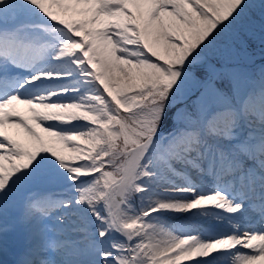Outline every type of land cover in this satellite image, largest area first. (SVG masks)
I'll return each mask as SVG.
<instances>
[{
  "label": "snow or ice",
  "instance_id": "6c2138e0",
  "mask_svg": "<svg viewBox=\"0 0 264 264\" xmlns=\"http://www.w3.org/2000/svg\"><path fill=\"white\" fill-rule=\"evenodd\" d=\"M13 234L16 264H264V0H0Z\"/></svg>",
  "mask_w": 264,
  "mask_h": 264
},
{
  "label": "rangeland",
  "instance_id": "374dc122",
  "mask_svg": "<svg viewBox=\"0 0 264 264\" xmlns=\"http://www.w3.org/2000/svg\"><path fill=\"white\" fill-rule=\"evenodd\" d=\"M258 2H259V0H257V3ZM255 51L257 53V55H256V63H257L258 61H261V59H260V48H259L258 44L255 47ZM257 67H258V65H257ZM19 245H21V247H19ZM23 245H24V239H23L22 234L10 235L8 238L7 251L4 252L3 254H0V264H14V263H12V261L14 262V261L19 259ZM5 260H7V262H5Z\"/></svg>",
  "mask_w": 264,
  "mask_h": 264
}]
</instances>
